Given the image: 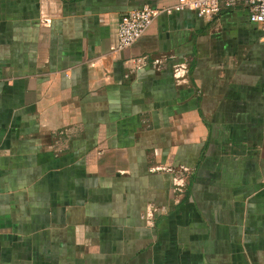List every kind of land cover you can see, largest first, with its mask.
Instances as JSON below:
<instances>
[{
	"label": "crops",
	"instance_id": "crops-1",
	"mask_svg": "<svg viewBox=\"0 0 264 264\" xmlns=\"http://www.w3.org/2000/svg\"><path fill=\"white\" fill-rule=\"evenodd\" d=\"M177 3L0 0V264H264L263 32Z\"/></svg>",
	"mask_w": 264,
	"mask_h": 264
},
{
	"label": "built area",
	"instance_id": "built-area-1",
	"mask_svg": "<svg viewBox=\"0 0 264 264\" xmlns=\"http://www.w3.org/2000/svg\"><path fill=\"white\" fill-rule=\"evenodd\" d=\"M240 6H245L249 10L251 21L261 27L264 36V0H178L175 9L178 11H192L202 19L212 20L223 9H235ZM53 11L51 3L45 1L42 21L45 25L51 24ZM158 14V10L146 6L123 15L116 30L115 51L122 52L135 45L153 25ZM159 63L160 61L155 62L156 65ZM145 65V60L139 58L131 68L139 70ZM180 69L175 71L177 78H179ZM182 183L181 180L177 186H181Z\"/></svg>",
	"mask_w": 264,
	"mask_h": 264
}]
</instances>
